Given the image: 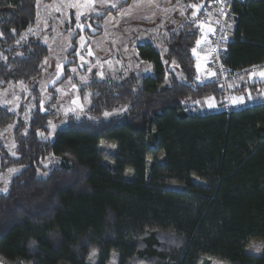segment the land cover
I'll return each instance as SVG.
<instances>
[{
	"label": "trees",
	"instance_id": "16d2710c",
	"mask_svg": "<svg viewBox=\"0 0 264 264\" xmlns=\"http://www.w3.org/2000/svg\"><path fill=\"white\" fill-rule=\"evenodd\" d=\"M35 4L0 0V89L41 73L46 45L31 38L15 46ZM232 10L223 64L233 72L263 64L264 0L234 2ZM199 38L191 19L162 35L181 77L154 45H137L152 72L92 79L87 117L68 116L52 139L39 134L49 133L53 109L41 111L36 100L26 123L0 105V128L16 123L15 156L0 144V176L20 167L0 193V264H264V102L186 112L187 99L226 94L198 74ZM262 88L264 80H254L233 93ZM102 144L115 150L105 156ZM48 157L56 162L42 166ZM157 233L178 244L164 246Z\"/></svg>",
	"mask_w": 264,
	"mask_h": 264
},
{
	"label": "rangeland",
	"instance_id": "374dc122",
	"mask_svg": "<svg viewBox=\"0 0 264 264\" xmlns=\"http://www.w3.org/2000/svg\"><path fill=\"white\" fill-rule=\"evenodd\" d=\"M126 1L128 4L122 5ZM69 3L78 4V7L69 8ZM113 4L116 7H113ZM35 6V20L22 32L15 46H21L33 38L46 45L48 54L41 64V73L37 78L28 82L9 83L0 89V105L14 112L17 118L26 123L35 109L36 100L41 111L53 109L55 116L49 123V133L39 134L43 139H52L56 129L65 125L68 116L87 117L86 110L90 104L91 91L85 86L92 79L118 81L128 77L132 72L151 73V65L138 59L137 45L144 43L154 45L162 63L181 77L178 65L173 61H167L165 57L162 35L166 28L177 31L191 19L200 30L198 41L203 43L204 47H208L201 35L199 27L201 23L192 15L193 9L191 5L189 7L185 4V0H94L91 3L88 0H36ZM77 12L81 14L80 24L83 27L77 26ZM229 28L231 33V22ZM206 55L205 67L209 74H203L205 67L201 66V79L217 81L226 94L219 100L214 97L187 99L183 102L186 112L206 113L243 107L257 101L259 97H264V88L262 91L242 95L233 93L241 84L264 80V77L259 75L261 71L254 76L249 72L232 73L228 79L220 81L216 75H210L214 72L209 67L208 51ZM72 69L76 71L73 72ZM73 100L76 103H73ZM209 103L214 106L209 107ZM124 110L119 108L105 112L108 115L104 113L103 117L117 116ZM15 124L12 122L0 128V144L10 156H15L13 135ZM100 150L108 156L113 153L115 147L102 144ZM55 162L54 158L48 157L41 164L47 167ZM109 164L107 165L113 166L111 161ZM18 169L20 167H10L1 174L0 193L5 192L10 178ZM157 236L164 246L178 244V240L170 234L157 233ZM97 257L98 253L95 251L88 259L95 263ZM206 260L208 259L203 258L201 264ZM110 264H115V261L112 259ZM205 264L225 263L211 259Z\"/></svg>",
	"mask_w": 264,
	"mask_h": 264
},
{
	"label": "built area",
	"instance_id": "2783aa9c",
	"mask_svg": "<svg viewBox=\"0 0 264 264\" xmlns=\"http://www.w3.org/2000/svg\"><path fill=\"white\" fill-rule=\"evenodd\" d=\"M245 0H204L196 3L199 11L195 16L201 24V35L209 48V67L220 81H225L232 73H256L264 70V63L254 65L242 71H231L222 62L226 46L230 40V22L233 17L232 5L234 2ZM193 9V8H192ZM196 11V9H193ZM264 102V99L262 100ZM236 108H227L226 111Z\"/></svg>",
	"mask_w": 264,
	"mask_h": 264
},
{
	"label": "crops",
	"instance_id": "0c3cea01",
	"mask_svg": "<svg viewBox=\"0 0 264 264\" xmlns=\"http://www.w3.org/2000/svg\"><path fill=\"white\" fill-rule=\"evenodd\" d=\"M202 44L203 43H200V42L197 43V45L195 47V52H193L194 57L196 59V66H197V71H198V74L199 75H201L200 74V72H201V70H200L201 66L202 67H205V65H206V61H205L206 60V56H207L206 55V52L207 51L209 52V48L208 47L206 48V46L204 47ZM203 74H209V71H206V67H205V70L203 71ZM207 78H209V75L207 76ZM258 91H262V89L261 90H258ZM260 98L261 97H259L257 99V101L252 102V103H249L248 105L253 104V103H256V102H262V100L264 99V97H262L261 99Z\"/></svg>",
	"mask_w": 264,
	"mask_h": 264
},
{
	"label": "snow or ice",
	"instance_id": "6c2138e0",
	"mask_svg": "<svg viewBox=\"0 0 264 264\" xmlns=\"http://www.w3.org/2000/svg\"><path fill=\"white\" fill-rule=\"evenodd\" d=\"M88 2H94V0H88ZM113 7H116V5L115 4H113L112 5ZM68 7L69 8H77L78 7V4H75V3H69L68 4ZM191 7L193 8V9H196V11H193L192 12V15L193 16H196L197 15V12L199 11V6L197 5V4H192L191 5ZM80 13L79 12H77L76 13V21H77V26L78 27H83L81 24H80ZM90 26V25H89ZM81 39H83V37H81ZM197 43H199V41H197ZM193 52H195V49H193ZM89 70H91V69H89ZM72 71L73 72H75L76 70L75 69H72ZM100 75L102 76L103 75V73H100ZM210 75H215V73H210ZM250 75H256V73H250ZM259 75L261 76V77H264V71H261L260 73H259ZM73 88H75V85H73ZM210 99H214V98H210ZM235 102V101H234ZM73 103H76V101L75 100H73ZM209 107H213L214 105L212 104V103H209V105H208ZM105 115H108V113H105ZM10 171H14V170H11L10 169ZM4 191H7V189H4ZM94 254V253H93Z\"/></svg>",
	"mask_w": 264,
	"mask_h": 264
}]
</instances>
